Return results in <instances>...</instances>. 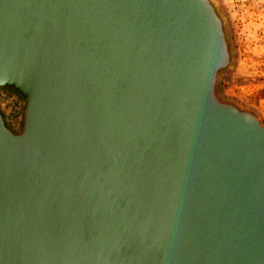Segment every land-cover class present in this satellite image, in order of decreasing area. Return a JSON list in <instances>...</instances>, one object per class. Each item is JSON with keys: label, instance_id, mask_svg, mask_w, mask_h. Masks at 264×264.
Returning a JSON list of instances; mask_svg holds the SVG:
<instances>
[{"label": "water", "instance_id": "water-1", "mask_svg": "<svg viewBox=\"0 0 264 264\" xmlns=\"http://www.w3.org/2000/svg\"><path fill=\"white\" fill-rule=\"evenodd\" d=\"M213 0H0V264H264V124L220 97Z\"/></svg>", "mask_w": 264, "mask_h": 264}, {"label": "rangeland", "instance_id": "rangeland-1", "mask_svg": "<svg viewBox=\"0 0 264 264\" xmlns=\"http://www.w3.org/2000/svg\"><path fill=\"white\" fill-rule=\"evenodd\" d=\"M222 14L233 61L219 79V95L255 112L264 124V0H213ZM25 101L0 89V113L13 133L21 130Z\"/></svg>", "mask_w": 264, "mask_h": 264}]
</instances>
